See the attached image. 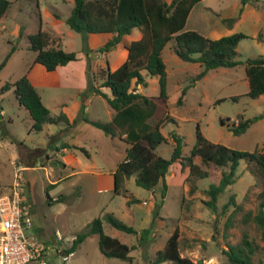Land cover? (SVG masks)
<instances>
[{
	"label": "rangeland",
	"instance_id": "rangeland-1",
	"mask_svg": "<svg viewBox=\"0 0 264 264\" xmlns=\"http://www.w3.org/2000/svg\"><path fill=\"white\" fill-rule=\"evenodd\" d=\"M9 1L7 13L0 21V63L11 47L14 46L15 50L0 69V88L30 69L35 53L28 48L27 36L39 27L57 33L65 51L82 52V33L71 30L65 21L73 0ZM258 2L256 5L255 0H203L193 11V16H198L201 11L209 15L208 8H212L217 11L216 14L210 11L212 22L247 35L236 47L235 59L239 64L210 69L202 78L195 80L203 66L178 58L174 40H170L161 52L166 68L165 106L156 101L159 96L157 76H146V86H135L157 104L147 124L151 129L158 121L161 122L160 131L167 139L155 149L161 156L169 158L172 153V133L182 137V155L188 156L196 140L197 126L213 143L240 151H264V95L258 98L246 95L249 87L244 69L250 59L264 55V0ZM245 4L252 7L254 13L247 12L250 7L246 10ZM242 11L246 13L243 16ZM230 18L233 19L231 22L227 20ZM187 26L198 31L196 18L191 17ZM256 32H262L263 38L258 34L253 36ZM137 35L141 32L135 27L130 34L123 36V40L135 39ZM102 36L98 43L105 42L104 34ZM121 50L119 47L105 55L95 53L90 61V72L86 67L82 73L76 70L78 62L59 67L64 69L54 73L53 83L40 80L38 64L29 72V78L51 115L66 109L72 119L71 126L63 122L46 123L42 130L31 131L33 119L18 104L13 89L0 91V107L5 113L0 117V192L12 190L26 148L27 152L35 147L41 148L29 155L31 159L27 163L33 167L39 161V168L25 171L21 166L23 178L18 189L22 190L21 200L24 195L26 205H29L34 233L45 244L48 264H150L155 252L164 246L174 229L179 231L181 256L195 264H230L223 251L228 245L240 243L244 233L256 246L252 261H264L262 230L253 219L260 201L258 193L264 182L254 173V164L244 159L239 162L234 183L219 194L215 210L205 202L209 198L206 193L209 184L218 183V171L206 166L198 157L194 162L209 175L196 179L189 176L187 166L174 162L167 172L168 188L162 199L161 183L151 193L136 185L134 176L125 179L118 191L114 190L112 171L125 158L128 144L120 139L121 135L112 137L84 118L104 123L112 119L114 111L90 86L100 87L102 78L99 72L106 68V61L112 65ZM72 67L74 69L69 70ZM106 89L110 92L108 88L100 87L104 92ZM183 89L185 94L182 102L178 103ZM74 102L78 104L77 110L72 108ZM254 117L258 119L250 123L243 133L236 135L231 130L241 119ZM55 146L67 149L56 151ZM70 163H76V167H70ZM71 171L74 174L69 176ZM58 178L59 183L53 185ZM191 181L195 186L193 192L190 191ZM60 196H63L61 200L52 201ZM160 200L162 205L158 216L152 223L150 235L144 240H139V233L117 230L103 219L110 213L139 232L150 226L151 211L155 202ZM95 218L102 219L105 234L132 246L129 253L131 261L104 256L98 247L97 234L85 238L71 255L64 254L63 249L69 248L72 238L84 231ZM58 233L59 237L55 235Z\"/></svg>",
	"mask_w": 264,
	"mask_h": 264
},
{
	"label": "trees",
	"instance_id": "trees-1",
	"mask_svg": "<svg viewBox=\"0 0 264 264\" xmlns=\"http://www.w3.org/2000/svg\"><path fill=\"white\" fill-rule=\"evenodd\" d=\"M200 0H73V7L66 17V24L74 31L82 33V52L85 54L87 64L86 71L90 72V61L96 53H106L122 41L123 36L131 33L132 29H140L141 37L132 40L125 45L127 57L116 69L111 70L108 62L106 68L99 72L102 78L100 87L108 88L110 93L100 90L93 84L92 91L102 96L114 111L109 122H90L95 127L103 130L106 134L114 137L125 134L124 141L129 144L126 148L125 158L117 165L113 172L114 190L118 191L125 179L134 176L136 185L153 190L161 183L160 197L164 198L168 185L166 174L170 166L179 161L181 165L188 167L189 176L196 179L209 175L207 170H202L194 162L198 157L208 167L218 171V183H211L206 191L208 200L206 205L215 210L217 198L224 189L234 183L236 170L240 160L254 164V173L259 175L264 182V151L248 152L229 148L225 145L209 141L196 128V140L188 156L182 155L183 139L176 133H172L173 149L169 158H165L156 152V148L162 142L167 141L161 133V122L149 129L148 119L153 115L156 102L141 93L135 86H146V76H157L159 84L158 101L165 106L166 93V68L161 52L170 40H174L175 54L182 61L199 63L203 68L196 75L195 80L202 78L208 70L217 67H234L239 64L236 60V47L241 39L247 37L244 33L236 32L217 39L203 36L195 30H184V26L192 7ZM9 0H0V20L6 15L10 6ZM232 21L233 19H227ZM89 33H110L112 36L97 49L88 46ZM258 37L263 38L262 34ZM28 48L35 53L33 63L44 66L46 72L54 71L58 66H64L69 62L78 59L77 52L65 51L61 48L59 38L53 37L49 32L40 27L27 36ZM264 40V38H263ZM15 50L11 47L9 53L0 63V69L6 64L11 53ZM245 74L248 81V92L246 95L251 98H258L264 95V55L250 59L245 64ZM93 76L94 73H93ZM89 73L87 74V78ZM12 88L20 106H23L33 119L30 126L31 131H40L46 123H65L71 126V122L64 112L51 115L50 110L43 104L36 87L30 82L27 74H23L17 80L6 82L0 91ZM185 89L181 91L178 103L182 102ZM236 100L237 97H232ZM168 115V114H166ZM164 117H167V116ZM240 120L231 130L238 135L243 133L252 123L257 120ZM223 123V122H222ZM27 151V150H26ZM36 151V149H35ZM34 151V152H35ZM34 152H27L33 155ZM195 186L191 181L190 191ZM47 190V189H46ZM47 194L49 203L50 197ZM63 197L52 200L59 201ZM259 205L254 221L262 230L261 239L264 242V185L258 193ZM135 202L138 200L134 199ZM230 201H233L231 198ZM23 205V202H21ZM162 200L155 202L152 209V221L150 226L141 229L139 232L133 226H129L112 214L107 213L103 219L113 228L125 233H139V240H144L151 233L152 223L158 216ZM250 215V213H249ZM92 234L98 235V247L106 257H114L131 261L129 255L132 246L123 243L118 238L105 234L102 226V219L95 218L87 228L79 232L67 249H63L65 255L75 252L78 246ZM256 246L244 233L241 242L228 245L224 254L230 264H264V261L254 263L252 257ZM171 262L172 264H195L189 258L181 256L179 250V231L174 229L166 239L164 246L155 252L150 264Z\"/></svg>",
	"mask_w": 264,
	"mask_h": 264
},
{
	"label": "built area",
	"instance_id": "built-area-1",
	"mask_svg": "<svg viewBox=\"0 0 264 264\" xmlns=\"http://www.w3.org/2000/svg\"><path fill=\"white\" fill-rule=\"evenodd\" d=\"M21 169L12 190L0 192V264H48L45 244L32 232L30 213L21 205Z\"/></svg>",
	"mask_w": 264,
	"mask_h": 264
},
{
	"label": "crops",
	"instance_id": "crops-1",
	"mask_svg": "<svg viewBox=\"0 0 264 264\" xmlns=\"http://www.w3.org/2000/svg\"><path fill=\"white\" fill-rule=\"evenodd\" d=\"M167 2H169L170 0H166ZM203 0H200L199 2H197L193 7H192V9H191V11H190V13H189V15H188V18H187V20H186V23H185V26H184V30H194V29H190L187 25H189V20L191 19V17L192 18H196V20L198 21V33H200V34H202L203 36H205V37H208V38H211V39H217V38H220V37H222V36H225V35H230V34H233V33H236V32H234L233 30L234 29H226V27H224V26H222V25H220V24H218V22H212L213 20H210L209 19V15H210V11H211V14H216L217 13V11L216 10H214V9H212V8H208V11H209V15L208 14H206L205 13V11H201L199 14H198V16L196 15V16H193V11H194V9H195V7L199 4V3H201ZM259 2H258V0H255V4L257 5ZM246 5V10L250 7L249 5H247V4H245ZM247 12H249L250 14L251 13H254V9L252 8V7H250V9L247 11ZM246 13H244L243 11H242V13H241V16H243V15H245ZM56 16V15H55ZM58 16V15H57ZM5 17V16H4ZM3 17V18H4ZM2 18V19H3ZM1 19V20H2ZM0 20V21H1ZM260 21V20H259ZM69 27V26H68ZM196 27V26H195ZM41 28V27H40ZM70 28V27H69ZM71 29V28H70ZM1 30V29H0ZM72 30V29H71ZM261 31H263V29H262V27H261V29H260ZM44 31H46V30H44ZM74 31V30H73ZM196 31V30H195ZM47 32H49V31H47ZM258 32V31H257ZM255 33L253 36H256L258 33ZM53 37H55V38H59V42H60V46H61V38H60V36L56 33H52V32H49ZM262 33V32H261ZM104 34V40H105V42L112 36V34H110V33H89L88 34V40H87V42H88V46L91 48V49H96V48H98V47H100L101 45H103L104 43H98L99 41V39L101 38V37H103L102 35ZM141 37V35H137V37L135 38V39H132V40H137V39H139ZM132 40H129V41H124L123 40V38H122V41L117 45V47L116 48H121L122 50H121V54H120V56L117 58V59H115L113 62V64L112 65H110L109 63V67H110V69L111 70H114V69H116L121 63H123V61H125V59H126V57H127V50H126V48H125V45L126 44H128L130 41H132ZM62 48V47H61ZM63 49V48H62ZM13 53V52H12ZM11 53V54H12ZM106 53H108V52H106ZM84 53H82V52H80V53H77V55H78V59L77 60H75V61H72L73 63L74 62H78V64L75 66V69L76 70H78V71H80L81 73L83 72V70L85 69V67H86V64H87V61H86V57L83 55ZM104 55H105V53H104ZM84 56V57H83ZM10 58V57H9ZM72 62H69V63H72ZM108 61H106V63H107ZM68 63V64H69ZM36 64H38V65H40V67H39V78H40V80L41 81H44V83H53V81H54V73L56 72V71H58V69H64V68H59V67H65L66 65H64V66H58L54 71H52V72H46L45 71V69H44V66H42L41 64H39V63H33L32 65H31V67H30V69H28L27 71H26V74H27V76H28V78H29V72L30 71H32V69L35 67V65ZM74 68L72 67L71 69H69V70H73ZM83 75V74H82ZM29 80H30V82L32 83V81H31V79L29 78ZM147 81V80H146ZM33 84V83H32ZM34 85V84H33ZM35 86V85H34ZM138 87H140V85H138ZM139 93H140V88L137 90ZM106 93H110V92H108L107 91V89H106V91H105ZM72 108L74 109V108H76V110H77V108H78V104L77 103H73V105H72ZM64 113L67 115V117H68V119L70 120V121H72V119H71V117H70V115L68 114V111L66 110V109H64ZM77 113V112H76ZM5 115V113H4V110L0 107V117L2 118L3 116ZM75 116V115H74ZM73 116V117H74ZM115 137V136H114ZM124 137H125V134H122L121 136H120V139L122 140V141H124ZM0 139H1V136H0ZM128 144V143H127ZM129 146V144L127 145V147ZM35 149H36V151H35ZM54 149L56 150V151H59V150H62V151H66V149H67V147H65V146H63V147H57V146H55L54 147ZM26 150H28V147L26 148ZM39 150H41V148H39L38 149V147H35V148H33L32 150H29V152H37V151H39ZM35 152H34V154H35ZM25 155H27V156H25ZM125 155H126V152H125ZM39 158V157H38ZM29 159H31V157H29V155L27 154V151L24 153V156H23V158H22V162L21 163H19L20 164V166H22L23 167V169L26 171L27 169H33V168H39L40 166L38 165V163H39V161H36L35 162V165L33 166V167H30L29 165H27V163L29 162ZM124 159V158H123ZM64 160V159H63ZM67 163V162H66ZM66 163H64V167H66ZM69 165H71L70 167H72V168H74V167H76L75 165H76V163H74V164H69ZM38 166V167H37ZM115 171V170H114ZM114 171H112V175H113V172ZM78 172V171H77ZM49 173V172H48ZM72 174H74V171H71L70 173H69V176L70 175H72ZM166 176H167V174H166ZM114 179V178H113ZM59 181H60V179L58 178L54 183H53V185H56L57 183H59ZM154 190V189H153ZM151 191V193H152V190H150ZM153 196V195H152ZM63 197V196H62ZM26 200H25V198H24V195H23V197H22V200H21V202H23L24 204H25V206L24 207H26V209L28 210V206L29 205H26V202H25ZM29 211V210H28ZM29 213H30V211H29ZM31 214V213H30ZM33 221V220H32ZM34 222V221H33ZM34 225V224H33ZM32 232L34 233V227L32 228ZM36 234V233H35ZM37 235V234H36ZM57 237H59V233L58 234H55ZM38 236V235H37ZM74 238V237H73ZM72 238V239H73Z\"/></svg>",
	"mask_w": 264,
	"mask_h": 264
}]
</instances>
